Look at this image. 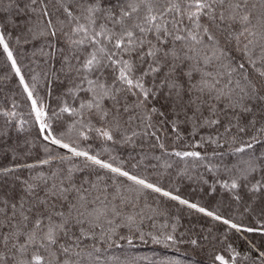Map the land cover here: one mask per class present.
Instances as JSON below:
<instances>
[{
	"label": "snow or ice",
	"instance_id": "1",
	"mask_svg": "<svg viewBox=\"0 0 264 264\" xmlns=\"http://www.w3.org/2000/svg\"><path fill=\"white\" fill-rule=\"evenodd\" d=\"M9 7L28 17L15 42L42 65L25 78L8 31L21 26L0 19L43 155L30 160L25 140L0 166V264H124L111 250L148 239L207 247L210 264H264V0ZM17 107L0 118L23 131ZM173 168L220 198L164 186ZM173 208L214 223L185 241Z\"/></svg>",
	"mask_w": 264,
	"mask_h": 264
},
{
	"label": "trees",
	"instance_id": "2",
	"mask_svg": "<svg viewBox=\"0 0 264 264\" xmlns=\"http://www.w3.org/2000/svg\"><path fill=\"white\" fill-rule=\"evenodd\" d=\"M20 7L23 8L24 0H19ZM14 19L21 27L13 28L9 27L8 31L13 33V39L10 46L17 56L18 63L20 64L22 71L25 73V78L28 79L32 70L39 71L42 65H39V57H33V46L29 44H17L15 42V36L20 35L23 31V26L28 19L27 15H18L15 13L14 8L9 7V0H0V19ZM39 65V66H38ZM60 89H57V93ZM15 102L18 107L15 109L18 119L27 121L24 125L23 131H18L15 124H5L3 118H0V166L9 165L12 162L11 149L20 146V150L23 151L25 147V140L29 141L33 145L30 160L36 159L38 156L43 155L41 147V141L36 136V129L32 125V117L29 116V107L25 102V96L23 95L22 88L18 84V78L15 77L12 72L6 57L0 53V109L9 108L12 103ZM53 106L55 102L51 101ZM98 149V144L93 145ZM118 153L121 156H126V150L118 149ZM116 154V153H114ZM158 154V153H157ZM133 163L135 161H132ZM156 163V161H151ZM178 168L182 169V165H178ZM151 171V170H150ZM170 175H165L162 179V184L170 189L179 188L180 194L194 200L201 204H213L215 200L219 199L220 190L217 189V195L215 197H209L206 195V186L199 185L195 172L191 173L192 179H189L187 175H177V168L169 170ZM26 173H21L25 175ZM87 172L80 173L79 175H87ZM7 187V186H5ZM204 187L205 191H200V188ZM225 200L227 195L224 194ZM174 203V202H166ZM173 213L180 217V231L187 232L188 234L182 239L187 241L190 238H199L203 229L211 226L214 222L208 220V218L202 217L199 214L189 213V210L183 209L177 211L172 209ZM157 228H150L146 226L145 231L151 230L156 233L159 229L161 219L156 221ZM206 234V233H205ZM201 244H205L203 240ZM112 253L118 255L124 264H169L170 261H180V264H210L208 258L207 247L195 248L188 243H183L178 246L165 247L162 244H154L150 239L147 242H140L137 240L134 247H130L124 244L122 248L111 250Z\"/></svg>",
	"mask_w": 264,
	"mask_h": 264
}]
</instances>
